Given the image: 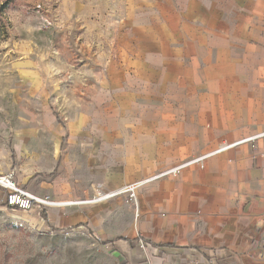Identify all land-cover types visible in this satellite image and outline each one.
Instances as JSON below:
<instances>
[{
    "label": "crops",
    "instance_id": "1",
    "mask_svg": "<svg viewBox=\"0 0 264 264\" xmlns=\"http://www.w3.org/2000/svg\"><path fill=\"white\" fill-rule=\"evenodd\" d=\"M116 53L71 106L35 85L0 172L69 202L0 210L40 232L84 231L116 264H264V0H124ZM224 145H229L224 148ZM142 238V245L138 237Z\"/></svg>",
    "mask_w": 264,
    "mask_h": 264
},
{
    "label": "rangeland",
    "instance_id": "2",
    "mask_svg": "<svg viewBox=\"0 0 264 264\" xmlns=\"http://www.w3.org/2000/svg\"><path fill=\"white\" fill-rule=\"evenodd\" d=\"M124 0H0V159L21 118L36 109L35 85L59 84L64 106L116 53ZM36 5H40L38 10ZM0 264H116L87 232L47 233L0 210Z\"/></svg>",
    "mask_w": 264,
    "mask_h": 264
},
{
    "label": "built area",
    "instance_id": "3",
    "mask_svg": "<svg viewBox=\"0 0 264 264\" xmlns=\"http://www.w3.org/2000/svg\"><path fill=\"white\" fill-rule=\"evenodd\" d=\"M37 9L41 8L40 5H36ZM229 145H224V148ZM204 160V156L196 157L190 161L177 164L173 167L164 169L160 173H158L154 177H150L144 179L142 181H137L135 183L125 185L115 190H104L102 184L97 183L93 187V193L91 197L84 200L78 201H69V202H58L53 201L49 198V196H38L35 195L28 190H26L23 186H21L15 179L13 171L9 170L6 172H0V189L3 191L4 200L3 205L6 209H18L22 211H29L32 207H52V206H62V205H80V204H91L97 203L100 201L108 200L118 196H124V201L127 206V209L132 211L135 217L139 216L137 211V192L140 188H142L148 181L157 178L164 177L167 175L177 176L180 172L190 164H199L202 166V162ZM82 232V231H79ZM66 234L73 233L72 230L65 231ZM140 244L142 245V238L138 237Z\"/></svg>",
    "mask_w": 264,
    "mask_h": 264
}]
</instances>
